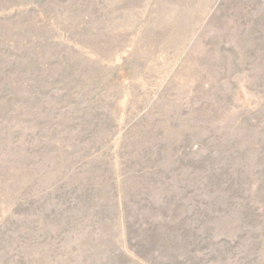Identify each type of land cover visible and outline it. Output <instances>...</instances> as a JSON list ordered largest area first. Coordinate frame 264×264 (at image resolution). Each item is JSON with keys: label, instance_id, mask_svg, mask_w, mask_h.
<instances>
[{"label": "rangeland", "instance_id": "1", "mask_svg": "<svg viewBox=\"0 0 264 264\" xmlns=\"http://www.w3.org/2000/svg\"><path fill=\"white\" fill-rule=\"evenodd\" d=\"M0 264H264V0H0Z\"/></svg>", "mask_w": 264, "mask_h": 264}]
</instances>
